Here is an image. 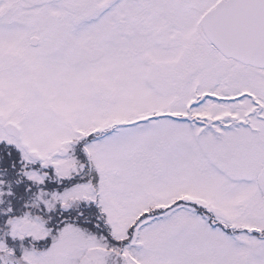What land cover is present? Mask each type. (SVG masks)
Returning a JSON list of instances; mask_svg holds the SVG:
<instances>
[{
	"label": "snow or ice",
	"instance_id": "obj_1",
	"mask_svg": "<svg viewBox=\"0 0 264 264\" xmlns=\"http://www.w3.org/2000/svg\"><path fill=\"white\" fill-rule=\"evenodd\" d=\"M0 264H264V0H0Z\"/></svg>",
	"mask_w": 264,
	"mask_h": 264
}]
</instances>
